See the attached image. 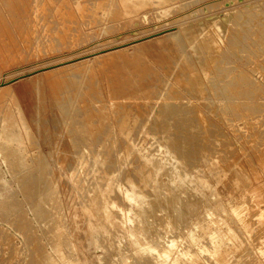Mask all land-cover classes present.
<instances>
[{
	"label": "bare ground",
	"instance_id": "1",
	"mask_svg": "<svg viewBox=\"0 0 264 264\" xmlns=\"http://www.w3.org/2000/svg\"><path fill=\"white\" fill-rule=\"evenodd\" d=\"M84 3L85 0H0V42L8 47L6 42L4 43L2 41L1 36H5L7 40H11L14 37L16 40L17 37L23 36L25 37L24 41L26 44L30 43V40L35 43V40L37 42L40 41V37L37 39L38 37L36 38V35H42L45 41H50L49 48L61 47V44L56 47L53 43L63 42V37H69V32L73 30L71 23L79 24L80 27L77 26L78 29L82 28L83 24H85L83 18L88 16L87 13L91 11V8L84 10ZM95 7L102 10L101 18L103 20L112 18L117 25H128L136 23L140 18H144L145 14L152 11L153 7H156L158 12L166 15L174 10L180 9L182 4L175 3L174 0H109L106 4H102L101 2L96 3ZM64 8L71 11L66 13V15L70 18H75L74 22L64 19V23L62 21L59 23L57 19H52L53 15L50 16L51 13L58 15L62 13V9ZM22 13L25 14L23 17H21ZM55 14L54 17L57 16ZM223 15V17H212L206 23L202 22L192 26H182L178 28L175 33L155 40V45H152L150 48L145 47L144 43L131 53L123 49L117 52L116 55L108 57L105 65H103V63H97L96 65L86 66L82 70L88 72L85 89H83L84 87L82 88L77 81L78 76L74 77L77 73H71L68 70H63L64 72L62 71V73L60 72L58 74L56 73L57 70L48 77L47 75L42 76L37 81L35 80L36 87L30 90L25 88V82L16 85L18 95L23 99V106L20 110L21 113H19V116L18 114L6 116L7 118L5 117V120H7V122L5 121V124H3L0 134V217L3 218L4 221H7L10 211L19 208V210L13 212L12 215H14L15 221L18 213L21 214L16 222L19 229L17 228V232L14 233L17 237H20L23 244V251H20V255L22 256L20 264H241L242 261V264H264V240L262 241V239H264V148L259 150L257 145L254 147V155L256 156L255 159L249 161V166L246 162L248 167L247 174H232L228 177L227 181L230 185V193L226 199L220 200L217 198L216 190H213L212 185L211 190L210 186L207 185L208 182L206 178L201 176L202 174H193L180 177L173 176L171 178V182L176 188H188L193 190L194 193L192 192L193 194L188 199L183 201L182 199L176 198L170 202L163 198L164 201L162 202V197H164L163 191H168V189L167 187H162L157 180V176L161 170L164 171L161 165L156 168H151V170L148 168L147 171L145 170L146 167L139 169L136 179L128 176L126 178V188L114 182V176L112 178L103 174V172L97 168V157L93 154L91 155V161H93L92 163L95 165V168L93 167L91 169V183L88 182L89 176L88 179L86 177L89 172L84 169L79 168L71 172L66 171L63 173V171L66 170L63 167L65 163L69 161L70 154L68 141L66 142L64 139L63 142H61L60 139L64 134L61 124L62 116L60 113V106L62 103H66L67 105V102L73 101L78 97H81L80 99H82V101L86 100L87 102L89 95H93L94 91L97 94L105 92V96L108 98L106 100L110 101L109 108L103 106L100 107L97 112L86 113H81L78 109H76V111L72 110V112L74 111V117L80 114L77 132L87 148L92 147L90 138L101 133L104 124L111 118V113L120 107L119 102L112 100L124 98V96L148 98L152 94L157 93L158 91L156 89L159 86L162 87L161 85L164 84L167 85V88L166 91L164 90L165 93H162L163 95L161 94L163 97L162 100H193L192 98L194 97H196V100L197 98H203L205 92L209 91L217 99H220L219 97L221 94H224L227 97H232L233 100L236 99L235 101L238 100L237 102L230 100L232 102L227 104L221 102L223 100H216L218 101L216 106L222 113L228 111V120H230V118L238 119L241 117L248 119L255 114L258 111V107L255 104L257 101L255 103L253 101L255 100L253 99V90L255 89L253 88L252 82L254 76L250 81V77L245 70H240L241 72L236 71V66L234 67L232 65L234 61H232L231 58H233L232 56L234 53L240 54V51L247 54L248 48L252 43H248L247 37L244 38V40L247 39L246 43L243 39V41H240L239 35H242L244 30H242V28L239 29L240 27L238 28V24L245 20L246 22H242V24L246 23L245 25H247L248 30L250 27H248V25L255 22L257 15L252 12V9L248 10V8H243L241 10H234L231 8ZM41 20L47 21L46 25L42 26V28L41 25L38 26ZM49 24H53L56 27H48L49 29H47L46 27ZM35 26L38 27L35 29ZM169 26L171 27L172 25L170 24ZM41 29H45L47 32L45 33V31ZM54 31L59 32V37H52ZM35 32L37 33L36 35L32 34ZM262 32L260 33L261 35ZM253 33L254 32H252L251 35H253ZM85 34L87 38L90 36L87 32ZM207 34H209V37L204 38L203 35ZM244 34L248 36V32ZM261 35H257L256 43L263 42L264 36ZM49 38L51 40H49ZM68 39L65 40L67 41ZM80 42L77 41V43ZM71 43H69V45ZM67 45L65 44V46ZM33 47L32 49H34ZM0 48L2 49L3 47ZM1 49L0 51L4 52L3 49L5 50V47ZM57 49L60 51L59 48ZM57 49H54V51H57ZM20 51L22 50L20 49ZM39 51L42 52L41 49H39ZM39 51L37 53H39ZM43 51H45V49ZM2 52H0V54ZM49 52L53 51L50 50ZM24 53L25 52H23V54ZM35 53L36 52L33 53L34 56ZM46 53H48V51H46ZM200 53L204 54L203 58L200 57ZM33 54L31 57H33ZM1 55L4 56L3 53ZM22 56L26 57L25 54ZM5 57L6 59L8 58L6 54ZM5 57H3V61H5ZM10 57L11 55L9 58ZM15 57H17V55ZM18 58L20 59V57H17V59ZM21 58L20 60H24V57ZM3 66H0V68L4 69ZM243 67H245V65ZM209 69L211 70V76L206 75ZM167 71L174 72L173 79H170L168 82L165 81V77L168 75ZM6 75L4 77L5 80L8 79H6V77H9ZM260 77L262 79V76ZM2 84L5 85L6 81L3 80L0 85ZM192 94H195V96H192ZM28 97L30 99L27 100ZM42 99L43 106L38 109L36 103L34 104V100H39L41 102ZM209 100L212 101V99ZM226 102H228V100ZM48 106H51L53 109L50 120L53 123L52 129L49 124L46 126L42 119L41 123L39 122L41 113L43 111L46 112ZM96 109L97 108L94 110ZM207 109L209 108L207 107ZM207 109L206 111L209 112ZM127 111L126 109L123 115V121L120 126H118L121 132L128 122L129 113ZM201 111H203V109ZM27 116L32 117L35 122L34 126L38 132L45 134L50 132V134L57 139L56 143L58 144V152L60 153L57 160V164L59 165L56 169L57 173L54 171L51 163L46 160V155L44 153L40 156L37 153L31 152L32 150H29V141L27 140L30 137V129ZM253 120L252 118L251 121ZM233 122L234 120L232 123ZM220 128L223 127L220 126ZM252 128L254 130V127ZM241 131V133H243L245 129ZM244 134L245 133H243V135ZM246 134L249 133L246 131ZM238 139L239 138L236 140ZM73 141L75 140L73 139ZM261 143L262 142H260L259 146H261ZM243 145L245 144L243 143ZM77 147H80V145ZM117 152L115 151V153ZM158 154H160V152ZM32 155H39L40 157L36 158L34 156L35 158L31 160L30 157ZM133 157L135 156L133 155ZM216 160L218 162V159ZM179 166L180 165H178V167ZM61 175L65 177L68 186L65 200L62 199L61 183L59 181L57 182L56 177H60ZM9 176H13L12 181L11 179L9 181ZM249 183H253V186H250L251 188H248ZM143 186L151 188L150 195H145L142 188ZM206 187L212 192L207 199V205L200 211L198 199L203 194V189ZM14 189L20 194L14 192ZM114 189H117V192L128 201L129 207L127 209H121L116 202L117 200L115 201L114 197L111 196V193L115 191ZM238 190L240 192L236 195L235 191ZM180 194H182V192ZM208 194L209 193L205 194L204 192L203 195L207 198ZM114 195L115 197L117 196L116 194ZM67 196H70L73 204L70 205ZM149 196L152 197V199H150ZM21 199H23L24 202L22 201L21 203ZM19 203L21 204L19 205ZM260 204H263V206H260ZM119 213L120 215H118ZM159 214L161 215L158 217ZM173 220L178 221L175 225V230L172 235H167L166 232L171 230L169 226H172L171 222ZM157 225L164 226L166 229L158 231V229H156ZM98 250H102L101 254L103 253L104 255L101 256ZM92 251L97 252L93 254ZM6 253L8 254L9 252ZM76 256H79V258H76Z\"/></svg>",
	"mask_w": 264,
	"mask_h": 264
},
{
	"label": "rangeland",
	"instance_id": "2",
	"mask_svg": "<svg viewBox=\"0 0 264 264\" xmlns=\"http://www.w3.org/2000/svg\"><path fill=\"white\" fill-rule=\"evenodd\" d=\"M108 1L109 0H85L84 10L91 8V11L87 13L88 16L83 18L85 21V24H83L82 28L78 29L77 26H79V24L71 23V26H73V30H71L69 32V37H63V39H64V40H62L63 42L57 43L54 41L55 43H53V44L56 47L59 46L60 44L62 45L61 47H57L60 49V51L57 48L50 47L51 48L50 49L49 48L50 41H47V40L45 41L44 36H42V35L37 36L36 32L32 33V34L36 35V38L38 37L37 39H39V37H40V39H39L40 41L37 42L35 40V43H34V41L30 40V43H32L34 45H32L30 43L26 44V42L24 41L25 37H23V36L17 37L16 40L14 39L15 37L11 40H7L5 38V36L4 37L1 36L2 41L4 43L6 42L8 47L4 46V44L2 42H0V47H3V48L5 47V50L2 48L5 53L0 51L4 54V56L1 55L2 53L0 54V60H1L0 66L4 65L3 67L5 69L4 70V69L0 68V70L2 69L0 71V74L2 73L0 75V83L3 82V80L6 81L5 85H3V84L0 85V97H1L0 98V109H1V111H0V134H1V128L3 127V124H5V121L7 122V120H5L7 118L6 116H11L13 114H18V116H19V113H21L20 110H21V107L23 106V99L19 97L18 92H17V88H16V85H18L19 83L25 82V88L30 90V89H33L34 87H36L35 86L36 81L38 79H40L42 76L47 75V77H48L50 74L56 72L57 70H58L56 72L57 74L60 72L62 73L63 70L64 71L68 70L71 73L72 72L77 73V74H75L74 77L78 76L77 81L80 83L81 87L82 88L84 87L83 89H85L88 72H85L82 70L88 65H93V64L96 65L97 63H100V64L103 63V65H105L108 57H112L113 55H116L117 52H119L123 49H126L129 53H131L134 50H136V48L138 46H140L144 43H145L144 44L145 47L150 48L152 45H155V40H157L161 37L171 35V33H175L177 31V29L182 27V26H186V25L192 26V25H196V24H199L202 22L206 23L212 17H223L224 16L223 14L226 13V11H229V9H231V8L234 10H241L243 8H248V10L252 9V12H254L257 15L255 22L253 24H249L248 27L249 26L250 27L247 30V25H245L246 23L242 24V22L243 23L246 22L245 20H243L239 23L240 25L238 24V28L239 27H240L239 29L242 28V30H244V33L248 32V36H249L248 37L244 33H242V35L240 34L239 35L240 41H243L244 38L247 37L248 43L249 44L252 43V45H254L255 47L252 45L249 46L248 52H247L248 55L246 53L240 51V54L234 53V55L232 56L233 58H231L232 61H234L232 63V65L234 67L236 66L235 67L236 71L241 72L240 70H245L248 73V76L250 77V81L254 76V79L252 80V82H253V88L255 89V90H253V92H254L253 99H255V100H253V101H254V103L257 101L255 104L258 107V111H257L258 113L256 112L255 114H253L248 119H246L245 117L244 118L241 117L238 119L237 118H230L231 121L228 120L229 119V116L227 114L228 111H224L222 113V111H220L217 108L216 103L218 101L223 100L221 102H223L224 104L225 103L227 104V103H230L232 101L237 102L238 100L235 101L236 99L233 100L232 97H227L224 94L223 95L221 94V96L219 97L220 99H217L209 91H206L205 96L203 98H199V99L197 98L196 100H195L196 97L192 98L195 101H193L191 99H188V100L185 99L182 101H170V100L166 101V99L162 100L163 99L162 93H165L164 90L166 91V88H167V85L164 84V85H161L162 87L159 86L156 89L158 91L157 93L158 94L160 93L159 95L157 93H154L151 96H149L148 98L124 96V98L112 100V101L119 102L120 107L117 110H114V112L111 111L112 112L111 116H110L111 118H109L108 121L104 124V127H103L101 133L90 138V143H91L92 147L87 148V147H85V144L83 143L79 133L77 132L80 114H79V116L74 117V111L72 112V110L76 111V109H78V110H80L81 113H84V112L86 113V112H97L98 109L100 107H103V106L105 108H109L110 107V101L106 100L108 98H106L107 96H105V92H102L101 93L102 95H101V94H97L94 91L93 95L92 94H91V96L89 95V98L87 100L88 103L86 102V100L82 101V99H80L81 97H78V98L74 99L73 101L67 102V105H66V103H62L60 106L61 107L60 113L62 116V123L61 124L63 126V132H64L63 136L60 139H61V142H63L64 139L66 140V142L68 141L67 143L69 144V154H70L69 161H67L65 163L66 167L65 166L63 167L64 169H66L65 171H63V173H65L66 171L71 172L72 170L79 169V168L84 169V170L89 172L86 175V177L88 179V176H89L88 182L91 183L92 182L91 169L93 167L95 168V165H93V163H92L93 161H91L92 160L91 155L93 154V155H95V157H97L96 158L97 162H98L97 168H99V170L101 172H103V174H106L112 178L114 176V178H113L114 182H116L117 184H119L123 188L127 187L126 178L128 176H130L134 179L137 178V172L139 171V169L146 167L145 170L147 171L148 168H149V170H151V168H156L157 166L161 165V168H163L164 171L161 170V172L157 176V180L159 181V183L161 184L162 187H167V189H168V191H165V190L163 191L164 197H162V200H161L162 202L164 200H169L171 202V200L176 199V198L182 199L183 201L188 199L194 193L193 190L188 189V188L187 189L176 188V186L174 184H172L171 178L173 176L180 177V176H184V175L189 176V175H193V174L194 175H201L202 174L201 176L203 178H206V181L208 182V183L206 182L207 185H209L210 188L212 185L213 190H216L217 198L219 200L220 199H226L228 197V194L230 193V190H231L230 185L227 181L228 177H230V175H232V174L233 175L247 174L248 173L247 163L249 166V164H250L249 161L252 159H255V156H256V155H254L255 154L254 147H256V145H257V148L259 150H262L264 148V116H263L264 111H260V110H264V105H263L264 104V101H263L264 100L263 99L264 98V82H263L264 81V61H263L264 60V55H263L264 54L263 53L264 52L263 51L264 50V40H263V42H257L256 43V37L258 34L261 35L260 33L263 31L261 36H264V30H263L264 29V13H263L264 12V6H263L264 0H174L175 3H181L182 4V7L180 9L174 10L170 14L164 15L161 12H158L156 7H153L151 12H148L147 14H145L144 18H140L139 20H137L136 23L128 24V25H123V24L117 25L113 21L112 18H109L108 20H103L101 18L102 10L97 9L95 7V4L98 2H101L102 4H106ZM253 9H254V11H253ZM68 12H71V11L64 8V9H62V13H60L58 15L55 13H51L50 16L53 15L52 19H54V20L57 19L59 21V23L61 21L63 22L64 19H68L69 21L74 22L75 18H70L66 15V13H68ZM54 14L57 16L54 17ZM24 15L25 14L22 13L21 17H23ZM59 15H61V16H59ZM261 18L263 19V21ZM46 22H47L46 20H44V21L41 20L40 23H38V26L41 25V28H42V26L46 25ZM170 24L172 25L171 27L169 26ZM259 25H261V26H259ZM38 26H35L34 28L36 29ZM48 27L54 28L56 26L53 24H49L46 28L49 29ZM171 28H173V29H171ZM168 29H169V31H168ZM174 29H176V30H174ZM41 30H43V29H41ZM58 30H59V28H58ZM43 31H45V29ZM251 31L254 32L253 35H251L252 34ZM46 32L47 31H45V33ZM86 32L90 35V36H88V38H87V35L85 34ZM158 32H159V35H158ZM58 33L59 32L54 31V33L52 34L53 35L52 37L53 38H54V36H55V38H57V36L59 37ZM153 33H154V35H153ZM147 34H148V36H147ZM85 35H86V37H85ZM208 35L209 34L203 35V37L207 38V37H209ZM81 36H84V37H81ZM79 37H80V39H79ZM68 38H70V39H68ZM65 39H68V40L66 41ZM247 39L244 40L245 43H246ZM250 39L252 40V42ZM49 40H51V39L49 38ZM77 41L78 42L81 41V42L77 43ZM36 42H37V44H36ZM126 42H128V43H126ZM1 43L3 44V46ZM69 43H71V44L69 45ZM65 44L66 45L68 44V45L65 46ZM35 46H36V48H35ZM26 47H28V48H26ZM32 47L34 49H32ZM20 49L23 52H25L24 54L26 55V57L22 56L24 54L22 51H20ZM28 49L30 52L28 51ZM39 49H41V51L43 53L40 52ZM44 49H45V51H43ZM54 49L55 50L57 49V51H54ZM18 50H19V52H18ZM37 50L39 51V53H37L38 52ZM50 50L53 52H49ZM256 50L257 51L259 50V51L257 52ZM46 51H48V53H46ZM99 51L101 54L99 53ZM261 51H263V52H261ZM34 52H36L35 56L33 54ZM261 53H263V54H261ZM5 54L8 57L7 59L5 57ZM7 54H9V55H7ZM18 54H19V56H18ZM32 54H33V57H31ZM10 55H11V57H10L11 59L9 58ZM16 55H17V57H20V59H22L21 57H24V60H20L19 58H18L19 59L18 60L17 57H15ZM97 55H99V56H97ZM2 56L5 57V61H7V62L3 61L4 58ZM12 56H13V58H12ZM260 56H262V57H260ZM200 57L203 58L204 54L200 53ZM235 57H236V59H235ZM237 58H238V60H237ZM249 60H250V62H249ZM242 61L244 62V64ZM238 64H240V65H238ZM244 65H245V67H243ZM244 68H246V69H244ZM252 72L253 73L255 72V73L253 74ZM5 73L9 76V77H6V79L8 78L7 80H5V78H4L6 75ZM167 74L168 75H166V77L164 76L166 82H168L170 79H173V77H174V72L172 73L171 71H167ZM206 75L211 76V70L210 69L208 70ZM260 76H262V79ZM43 83H44V81H43ZM262 83H263V85H262ZM82 84H84V85H82ZM227 95H229V94H227ZM192 96H195V94H192ZM206 96H207V98L212 99V101L207 99ZM261 96H263V97H261ZM159 98H160V100H159ZM227 98H231V99H227ZM28 99H30V98L28 97L27 100ZM142 100H145V101H142ZM207 100H209V101H207ZM216 100H218V101H216ZM227 100H228V102H226ZM230 100H232V101H230ZM261 101H263V102H261ZM72 102H73V104H72ZM187 102H189V103H187ZM35 103H36V107L39 109L41 106H43V99L41 100V102L39 100H37V101L34 100V104ZM206 104H208V105H206ZM207 107L209 109H207ZM260 107H262V108H260ZM95 108H97V109L94 110ZM126 109L128 110L127 112L129 113L128 122L125 124V128L121 132V131H119L118 126H120V124L123 121V115H124ZM202 109H203L204 113H203V111H201ZM206 109L209 112H207ZM52 113H53L52 107L48 106V108L46 109V112L43 111L41 113V118L39 121L41 123V119H42L45 122L46 126L49 124L51 129L53 128V123L50 121ZM259 113H260V116H259ZM226 114H227V116H226ZM242 118H243V120H242ZM252 118L254 119L253 121H251ZM27 120H28L29 129H30L29 130L30 137L28 136L29 139L27 140V141H29V150H32L31 152L37 153L40 156H42V154L44 153L46 155V160H48L49 163H51L54 171H56V173H57L56 169L59 167V165L57 164L58 163L57 160H58V156L60 155V153L58 152L59 147H58V144L56 143L57 139L53 135H51L50 132L48 134L38 132L34 126L35 122L33 121L32 117L27 116ZM233 120H234V122L232 123ZM152 122H154V123H152ZM178 123L179 124L181 123V124L179 125ZM234 123H235V126H234ZM212 124H213V126H212ZM236 124L239 126H237ZM149 125H151V126H149ZM110 126H112V127H110ZM220 126L223 128H220ZM252 127H254V130ZM145 128H148V129H145ZM244 129H245V131H243V133H245V134L243 135V133H241L242 132L241 130H244ZM109 130H112L113 132L109 131ZM238 130H240V131H238ZM246 131L249 134H246ZM249 131H251V132H249ZM232 135H234V136H232ZM257 135H258V137H257ZM239 136H241V137H239ZM177 137H179V138H177ZM237 138H239L238 139L239 141L236 140ZM73 139L75 141H73ZM95 139H97V140H95ZM104 139H107V140H104ZM117 140H118V142H117ZM119 140H121V141H119ZM224 140H225V142H224ZM96 141H99V142H96ZM256 142H257V144H256ZM260 142H262L261 146H259ZM243 143L245 145H243ZM79 145H80V147H77ZM114 145H115V147H114ZM94 146H97V147H94ZM205 147H207V148H205ZM118 149H120V150H118ZM191 149H192V151H191ZM115 151L116 152L118 151V152L115 153ZM97 152H99V153H97ZM159 152H160V154H158ZM259 152H261V151H259ZM39 155H37L38 157L36 155H32L30 157V159L32 160L35 157L39 158L40 157ZM87 155H88V157H87ZM133 155L135 157H133ZM110 157H111V159H110ZM190 157H191V159H190ZM228 157H230V158H228ZM215 158L218 159V162ZM176 159H177V161H176ZM128 160H130V161H128ZM146 162H148V163H146ZM87 163H89L90 165ZM120 163H123V164H120ZM170 164H172V165H170ZM122 165H123V167H122ZM178 165H180V166L178 167ZM173 166H174V168H173ZM116 168H117V171H116ZM184 173H186V174H184ZM56 177H57V182L59 181L61 183L62 199L65 200V196L68 192V186L66 184V179L63 175H61L60 177H58V176H56ZM8 178H9V181H10V179H11V181L13 180V176L12 177L9 176ZM223 178H224V180H223ZM12 184H13V182H12ZM252 184L253 183H249L248 184L249 187L248 186L247 187L251 188L250 186H253ZM214 186H215V188H214ZM142 188H143L145 195H147V196L150 195V193H151L150 187H147V186L144 187L143 186ZM212 188H211V190H212ZM114 190L116 192L113 191L111 193L112 194L111 196L114 197L115 201L117 200L116 202L121 207V209H123V208L127 209L129 207L128 201L125 200L117 192V189H114ZM203 190H204L205 194H207V193H209V194L206 198V197H204V195H203L204 192H203V194L199 197L198 201L200 204L199 205L200 211L203 210L205 208V206L207 205L206 204L207 199L212 192L211 190L209 191L208 187H206ZM14 192L19 193L16 189H14ZM146 192H148V193H146ZM181 192H182V194H180ZM239 192H240L239 190L235 191L236 195L239 194ZM19 194H17V195H19ZM114 194H116L117 196L115 197ZM232 194H230V195H232ZM122 198H123V200H122ZM149 198L152 199V197H150V196H149ZM163 198H164V200H163ZM67 200L70 203V205L73 204L70 196H67ZM22 201L24 202L23 199L20 200L21 203H22ZM21 203H19V205ZM261 205L263 206V204H260V206ZM16 210L18 211L19 208H17ZM16 210L12 209L10 211V215L8 216L9 218H7V221H4V219L0 217V245H1V248H0V264H20V259L22 258V256L20 255V251H23V244L20 240V237H17L14 234L17 232V228L19 229V227H17L16 222H17V219L21 216V214L18 213V215L14 221V215H12V213L15 212ZM15 215H16V213H15ZM118 215H120V213ZM160 215L161 214H159L158 217ZM177 222L178 221H175V220H173L171 222L172 226H169L171 228V230L166 232L167 235L173 234V231L175 230V225L177 224ZM13 227H14V229H13ZM156 227H157L156 229H158V231H162V230L166 229V228H164V226H160V225H157ZM8 234H10V235H8ZM263 240L264 239H262V241ZM124 247H125V245H124ZM5 248H6V250H5ZM98 251H100V253L99 252L98 253L101 256L104 255L103 253L101 254L102 250H98ZM6 252H9V253L7 254ZM95 252H97V251H95ZM95 252L92 251L93 254H96ZM78 255H79V253H78ZM76 258H79V256H76ZM242 262H241V264H242Z\"/></svg>",
	"mask_w": 264,
	"mask_h": 264
}]
</instances>
